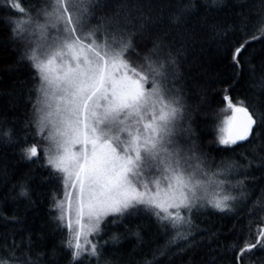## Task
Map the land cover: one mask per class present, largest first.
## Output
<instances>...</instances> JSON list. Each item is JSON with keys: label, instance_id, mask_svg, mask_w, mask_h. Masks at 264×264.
<instances>
[{"label": "trees", "instance_id": "trees-1", "mask_svg": "<svg viewBox=\"0 0 264 264\" xmlns=\"http://www.w3.org/2000/svg\"><path fill=\"white\" fill-rule=\"evenodd\" d=\"M11 2L0 0V258L9 264H264L260 245L238 257L264 230V0H83L78 5L86 9L84 31L95 29L97 43L109 33L133 34L135 51L124 57L132 66L147 71L144 57L150 54L163 63L164 78L157 79L166 98L178 99L182 108L172 140L182 157L190 158L184 166L191 170L199 164L198 176L223 181V193L235 197L224 211L198 205L191 222L178 228L143 206L109 215L89 236L98 255L85 251L78 260L67 246L71 233L58 219L56 205L66 188L61 174L45 162L48 129L41 134L37 127L41 81L28 56L40 36L13 31L19 19L30 18L26 28L46 23L42 11L49 12L55 0H18L24 13ZM245 40L250 43L236 67L232 52ZM151 79L150 74L149 89ZM225 96L247 107L257 121L248 140L231 146L218 139L231 114ZM33 145L40 154L28 160L23 150ZM183 215L189 219L187 210Z\"/></svg>", "mask_w": 264, "mask_h": 264}, {"label": "snow or ice", "instance_id": "snow-or-ice-1", "mask_svg": "<svg viewBox=\"0 0 264 264\" xmlns=\"http://www.w3.org/2000/svg\"><path fill=\"white\" fill-rule=\"evenodd\" d=\"M80 3L83 0H55L52 12L45 13L46 23L26 28L30 18L19 19L13 30L20 34L38 32L40 36L41 43L28 56L41 81L37 127L41 134L48 129L45 139L51 147L44 150L46 165L61 174L65 188L75 192L74 198L67 192L56 205L58 219L72 236L67 246L73 249L74 260L85 251L98 255L89 236L99 232L101 222L109 215H123L143 206L159 220L178 228L191 222L192 209L203 206L201 202L224 211L229 208L228 201L235 199L222 194L223 181L199 179V164L191 170L186 168L190 158L182 157L173 146L182 108L178 99L166 98L157 79L164 78L163 63L158 65L150 54L144 57L147 71L132 66L124 57L129 49L135 51L133 34L109 33L97 43L95 29L84 31L86 9L81 10ZM10 7L25 11L18 0H12ZM49 26L62 36L47 41ZM248 43L245 40L233 50L236 67ZM224 99L231 114L223 120L218 139L219 144L231 146L248 140L257 121L247 107L232 103L228 96ZM23 151L28 160L40 154L35 145ZM152 171L157 175L151 176ZM212 184L217 190L210 192ZM182 209L187 210L189 219ZM261 241L264 230L255 244H246L238 251V257L257 245L264 248ZM0 264H9V260L0 258Z\"/></svg>", "mask_w": 264, "mask_h": 264}, {"label": "rangeland", "instance_id": "rangeland-1", "mask_svg": "<svg viewBox=\"0 0 264 264\" xmlns=\"http://www.w3.org/2000/svg\"><path fill=\"white\" fill-rule=\"evenodd\" d=\"M52 10H53V8H52L49 12H52ZM45 13H48V12H46V10L42 11V14H45ZM58 35L62 36V33L57 32V30L54 29V28H52L51 30L49 29V31L47 32L46 40H47V41H51V39H52L53 37L58 36ZM173 146H175V145L173 144ZM78 147H79V146H77V148H78ZM186 168H187V167H186ZM189 170H190V169H189ZM146 175H148V173H146ZM150 175H151V176H155V175H157V173H155V171H152ZM197 177H198L199 179L205 181V182H207L209 178H211L212 180H214V177H211L210 175H207V176L204 177V178H202V177H200V176H198V175H197ZM214 190H217V189H216V185H215V184L210 185V186H209V191L212 192V191H214ZM67 192H72V196H73V198L75 197V192L72 191L71 189H67V188H66V193H67ZM222 194H223V192H222ZM64 199H65V198H64ZM201 203H204V202H201ZM206 204H207V203H206ZM185 211H186L185 209H182V210H181V213L183 214ZM72 219H73V228H75V222H74V221H75V216H74V213H73V215H72ZM186 220H187V219H186ZM184 225H187V223L184 224Z\"/></svg>", "mask_w": 264, "mask_h": 264}]
</instances>
